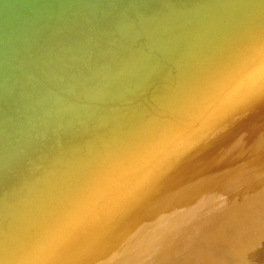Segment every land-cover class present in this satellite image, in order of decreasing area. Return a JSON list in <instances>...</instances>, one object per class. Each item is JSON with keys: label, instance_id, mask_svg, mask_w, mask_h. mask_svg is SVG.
Returning <instances> with one entry per match:
<instances>
[{"label": "bare ground", "instance_id": "6f19581e", "mask_svg": "<svg viewBox=\"0 0 264 264\" xmlns=\"http://www.w3.org/2000/svg\"><path fill=\"white\" fill-rule=\"evenodd\" d=\"M264 264V0H0V264Z\"/></svg>", "mask_w": 264, "mask_h": 264}, {"label": "snow or ice", "instance_id": "6c2138e0", "mask_svg": "<svg viewBox=\"0 0 264 264\" xmlns=\"http://www.w3.org/2000/svg\"><path fill=\"white\" fill-rule=\"evenodd\" d=\"M50 264H55V262H50Z\"/></svg>", "mask_w": 264, "mask_h": 264}]
</instances>
